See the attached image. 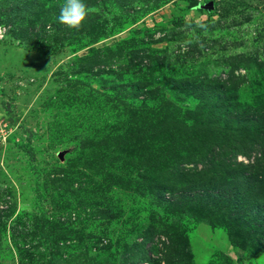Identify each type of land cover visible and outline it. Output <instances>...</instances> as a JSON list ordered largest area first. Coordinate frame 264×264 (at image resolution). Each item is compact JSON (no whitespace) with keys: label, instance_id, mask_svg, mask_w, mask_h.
I'll return each instance as SVG.
<instances>
[{"label":"rangeland","instance_id":"rangeland-1","mask_svg":"<svg viewBox=\"0 0 264 264\" xmlns=\"http://www.w3.org/2000/svg\"><path fill=\"white\" fill-rule=\"evenodd\" d=\"M63 2L0 0V264H264V178L207 160L264 147V0Z\"/></svg>","mask_w":264,"mask_h":264},{"label":"trees","instance_id":"trees-1","mask_svg":"<svg viewBox=\"0 0 264 264\" xmlns=\"http://www.w3.org/2000/svg\"><path fill=\"white\" fill-rule=\"evenodd\" d=\"M11 1V0H10ZM19 14H24V12H18ZM91 21V20H90ZM201 156L203 155V152H201ZM209 154L208 157V165H218V163H226L231 161V163L228 165L229 167V172L231 173H239V176L234 177V180H238L241 182H244L246 184H254L256 182H261L262 179L264 178V176L260 175L262 174L264 171L262 168H264V147H262V145H260V151L255 150L254 151V145L251 142H248L244 145V147H242L239 151L236 150H229L227 151V149L223 152H219L218 150L214 149L212 151L207 152ZM256 153L255 157L253 158V160L248 163H238L235 167H232V161L234 159H236V157L238 155H243L246 156L247 158H249L250 154H254ZM239 157V156H238ZM250 159V158H249ZM247 165V166H246ZM205 168H208V166H204ZM226 196V194L224 195H211V198L209 195H204L202 198L198 199L201 201H208L210 202V200L212 199V205H213V201L216 200L218 202L222 201V203H228L227 199L228 197L224 198ZM221 198V199H220ZM232 203V202H231ZM231 205V204H230ZM259 216L262 215L264 217V212L263 213H253L252 217H251V221L254 222L253 217L254 216ZM233 220L235 221H241L239 217H237V215L235 214ZM253 228H255V225H252Z\"/></svg>","mask_w":264,"mask_h":264},{"label":"clouds","instance_id":"clouds-1","mask_svg":"<svg viewBox=\"0 0 264 264\" xmlns=\"http://www.w3.org/2000/svg\"><path fill=\"white\" fill-rule=\"evenodd\" d=\"M87 14L84 0H64L57 19L70 28H76L85 20Z\"/></svg>","mask_w":264,"mask_h":264}]
</instances>
